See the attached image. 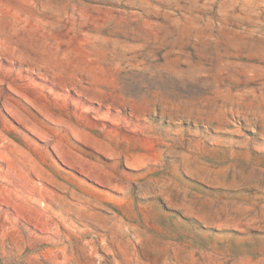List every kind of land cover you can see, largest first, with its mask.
I'll list each match as a JSON object with an SVG mask.
<instances>
[{
  "label": "rangeland",
  "instance_id": "obj_1",
  "mask_svg": "<svg viewBox=\"0 0 264 264\" xmlns=\"http://www.w3.org/2000/svg\"><path fill=\"white\" fill-rule=\"evenodd\" d=\"M0 264H264V0H0Z\"/></svg>",
  "mask_w": 264,
  "mask_h": 264
}]
</instances>
